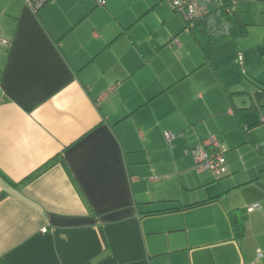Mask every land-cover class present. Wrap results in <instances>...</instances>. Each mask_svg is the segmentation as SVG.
I'll return each instance as SVG.
<instances>
[{
  "label": "crops",
  "instance_id": "0c3cea01",
  "mask_svg": "<svg viewBox=\"0 0 264 264\" xmlns=\"http://www.w3.org/2000/svg\"><path fill=\"white\" fill-rule=\"evenodd\" d=\"M132 3L49 0L33 11L25 0H0V257L264 264V81L248 74L252 90L231 87L209 60L211 44L204 54L189 32L191 42L180 40L183 26L168 38L154 22L143 28L158 10L156 23L173 17L166 0ZM138 28L153 36L146 51ZM183 47L186 59L169 73L177 53L170 60L166 50ZM204 64L217 84L181 85ZM244 112L256 116L246 122ZM209 135L225 149L223 180L192 169L188 151ZM232 209L245 224L238 239Z\"/></svg>",
  "mask_w": 264,
  "mask_h": 264
},
{
  "label": "rangeland",
  "instance_id": "374dc122",
  "mask_svg": "<svg viewBox=\"0 0 264 264\" xmlns=\"http://www.w3.org/2000/svg\"><path fill=\"white\" fill-rule=\"evenodd\" d=\"M98 1V0H97ZM116 4L120 2L122 5L127 2H133L132 6H141L144 4L145 0H114ZM237 5H235L240 12L241 18L248 24L247 29L248 33L244 37H239L236 39L233 38H227L224 40H221L219 42L213 43L209 46L207 49V54L209 56L210 62L214 65V67L217 69V71L221 74V76L227 81L228 84L231 85V87H235L238 89H244V90H252L253 86L249 84L250 82L247 80L246 77H250L248 74L253 75L257 78H260L264 81V0H235ZM121 5V7H122ZM161 10H158V12L154 14H150L148 18L145 20V23L143 25V28H151L153 24V27H157V32L159 34H168L166 38H168L169 34L173 35L176 31H178L184 24L185 20L183 15L178 11H173V17H171L165 24L161 21L157 22V16L156 14H160ZM145 24H149L146 26ZM142 28V31L139 29L140 32V38L141 46L144 51L148 50L147 47L149 45V38L153 37L148 32L146 33L147 29L144 31ZM154 29V28H152ZM180 40L185 42H191L189 38V34L187 30L181 31L179 33ZM175 38L171 39L174 41ZM179 39V38H178ZM167 40V39H166ZM188 44V43H187ZM186 44V46H187ZM169 45V44H168ZM167 45V46H168ZM193 46H195L193 44ZM182 48L181 51H177L173 48L167 49L166 55L171 60V55L175 56L177 53L175 59H172L171 65L172 68H168V72L173 73L175 70V67L173 65V61H176L180 59H186L182 54H187V49ZM190 55H196L197 59L202 58L201 62L203 61L202 52L195 47L189 46ZM171 55H170V54ZM182 53V54H181ZM238 53L242 54L243 58V64L240 65L238 62ZM182 55V58H179ZM192 57V56H190ZM247 72L246 75H243ZM191 76L187 77L181 84L185 87H190L192 84H198L200 87H209L211 85L210 83H216V74L211 67L210 64H204L201 67H199L196 71L190 74ZM203 81V82H200ZM207 81V82H206ZM210 81V82H209ZM215 81V82H214ZM178 89H181L178 87ZM245 96L239 95L237 101L238 105H241L243 102ZM248 101V98L246 99ZM264 102V98H263ZM255 112H244L245 120L246 122L252 120L256 115ZM260 115H257V119H260ZM264 117V114H263ZM262 118V117H261ZM258 127H261L259 132L261 135L264 132V123H261L258 125ZM169 132V131H167ZM172 135V138L174 137V134L169 132ZM233 136L237 139V134L239 135L240 132H238L236 129L231 132ZM242 151L247 149V146H243ZM193 171L196 172V170L193 168ZM206 175L209 176L210 180L213 178H218L212 176V174L208 171L205 172ZM223 176V175H222ZM220 176L219 178H221ZM223 180V177L221 178Z\"/></svg>",
  "mask_w": 264,
  "mask_h": 264
},
{
  "label": "built area",
  "instance_id": "2783aa9c",
  "mask_svg": "<svg viewBox=\"0 0 264 264\" xmlns=\"http://www.w3.org/2000/svg\"><path fill=\"white\" fill-rule=\"evenodd\" d=\"M49 0H25V2L31 7L33 11H38L42 5H44ZM174 11L180 12L185 20L186 29L188 30L193 23L208 15V13L220 6L223 0H166ZM102 3V0H98ZM235 4V0L232 1ZM1 42H6V40L0 39ZM173 42L179 44L178 40L175 38ZM238 62L240 65L243 64L242 54L238 53ZM114 87H110L105 90L101 95H99L97 100H102L107 97L108 94L113 90ZM264 122V118H262ZM164 138L167 142L170 141L172 135L165 131L163 133ZM191 154L193 160V168L196 172L209 171L212 176L220 177L227 172V165L225 160V149L218 143L213 135H209L203 140H201L197 145L191 147L188 151ZM151 179L156 180L157 176H153ZM257 207L258 203L252 205ZM257 255H261L258 251Z\"/></svg>",
  "mask_w": 264,
  "mask_h": 264
},
{
  "label": "trees",
  "instance_id": "16d2710c",
  "mask_svg": "<svg viewBox=\"0 0 264 264\" xmlns=\"http://www.w3.org/2000/svg\"><path fill=\"white\" fill-rule=\"evenodd\" d=\"M232 1L233 0H223L220 6L212 9L208 15L196 20L188 30L186 29V23L183 25L182 30H187L192 35L197 46L204 54H206V48L212 43L226 37L238 38L246 34L247 23L241 19ZM258 86L264 90L263 85ZM1 197L2 195H0V198ZM217 198L218 196H213L194 203L163 209V211L192 208L212 202ZM228 214L233 230V237L236 239L243 237L245 233V224L240 211L238 209H232L228 211ZM0 264H6L1 257ZM83 264H88V262Z\"/></svg>",
  "mask_w": 264,
  "mask_h": 264
}]
</instances>
